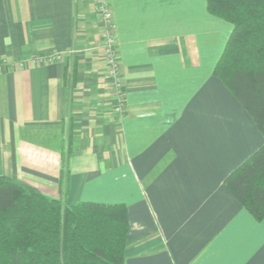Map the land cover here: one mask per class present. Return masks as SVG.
Returning a JSON list of instances; mask_svg holds the SVG:
<instances>
[{"label":"crops","instance_id":"0c3cea01","mask_svg":"<svg viewBox=\"0 0 264 264\" xmlns=\"http://www.w3.org/2000/svg\"><path fill=\"white\" fill-rule=\"evenodd\" d=\"M127 113L95 0H0V175L55 200L124 205L125 264H264V219L224 182L264 145L214 76L233 26L206 0H110ZM63 180V184H62Z\"/></svg>","mask_w":264,"mask_h":264},{"label":"trees","instance_id":"16d2710c","mask_svg":"<svg viewBox=\"0 0 264 264\" xmlns=\"http://www.w3.org/2000/svg\"><path fill=\"white\" fill-rule=\"evenodd\" d=\"M206 1L211 15L233 26L214 76L264 137V0ZM224 184L263 220L264 145ZM127 233L124 205H69L0 175V264H125Z\"/></svg>","mask_w":264,"mask_h":264},{"label":"built area","instance_id":"2783aa9c","mask_svg":"<svg viewBox=\"0 0 264 264\" xmlns=\"http://www.w3.org/2000/svg\"><path fill=\"white\" fill-rule=\"evenodd\" d=\"M101 33L97 43L103 63L106 68L107 78L113 88V111L118 118H123L127 113L126 94L123 90V74L118 57L119 41L116 36L113 14L110 0H95ZM59 53H52L48 56H34L27 60L20 59H0V74L7 68L27 69L30 66H39L51 63L60 59Z\"/></svg>","mask_w":264,"mask_h":264}]
</instances>
